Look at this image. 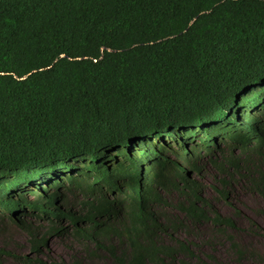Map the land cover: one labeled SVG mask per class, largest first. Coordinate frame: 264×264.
Returning a JSON list of instances; mask_svg holds the SVG:
<instances>
[{
	"label": "trees",
	"instance_id": "1",
	"mask_svg": "<svg viewBox=\"0 0 264 264\" xmlns=\"http://www.w3.org/2000/svg\"><path fill=\"white\" fill-rule=\"evenodd\" d=\"M210 168L223 198L264 196V0H0V219L34 253L0 264H86L44 259L53 233L113 264H222L179 236L238 228ZM176 194L182 215L157 210Z\"/></svg>",
	"mask_w": 264,
	"mask_h": 264
},
{
	"label": "rangeland",
	"instance_id": "2",
	"mask_svg": "<svg viewBox=\"0 0 264 264\" xmlns=\"http://www.w3.org/2000/svg\"><path fill=\"white\" fill-rule=\"evenodd\" d=\"M201 162H206L211 155L203 150ZM169 157L176 159L175 153L166 152ZM242 159L245 158L242 153L238 154ZM187 166H189L187 164ZM229 169V168H228ZM233 173V169H229ZM231 179L228 175L223 174L216 168H210L201 179L205 186L206 197L213 201L215 208L225 216L233 218L238 228L227 229L222 232H215L212 228L202 229L188 235L184 232L179 236L192 241L195 254L208 260V256L213 255L222 264H264V196L259 193H253L246 183L236 184L234 192L228 199L221 196L223 187V179ZM200 179V178H199ZM237 180L240 177L237 176ZM53 188L50 191L53 192ZM63 190V187H62ZM77 197L73 198L65 205V208H75L76 211L82 210V202L85 196L77 191ZM28 198L36 199V196L29 194ZM180 195L169 199L170 205L167 207L158 206L157 210L164 215H182L177 208L180 203ZM1 212V211H0ZM28 214L33 215L32 212ZM1 215V214H0ZM32 226L41 232V234L49 233L52 223L48 220L28 219ZM0 248H5L17 255L34 254L31 252V244L29 241L28 231L21 226L15 225L10 220L5 223L0 219ZM68 233L64 236L53 233L48 237V247L44 249V259H55L58 261H71L75 256L82 255L86 264H113L112 261L104 257L103 252L90 255L96 250L94 243L78 240L76 237ZM237 244L238 248L234 247ZM89 249L86 253V250ZM243 252L240 253V250ZM186 260L182 256L181 260ZM2 264H20L13 255H8L3 259Z\"/></svg>",
	"mask_w": 264,
	"mask_h": 264
},
{
	"label": "clouds",
	"instance_id": "3",
	"mask_svg": "<svg viewBox=\"0 0 264 264\" xmlns=\"http://www.w3.org/2000/svg\"><path fill=\"white\" fill-rule=\"evenodd\" d=\"M1 211V210H0Z\"/></svg>",
	"mask_w": 264,
	"mask_h": 264
}]
</instances>
